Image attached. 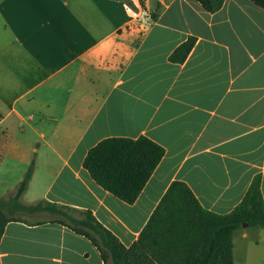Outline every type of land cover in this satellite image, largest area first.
Masks as SVG:
<instances>
[{"label":"crops","instance_id":"1","mask_svg":"<svg viewBox=\"0 0 264 264\" xmlns=\"http://www.w3.org/2000/svg\"><path fill=\"white\" fill-rule=\"evenodd\" d=\"M190 37L186 61H172ZM0 116V199L35 162L19 203L67 213L11 204L49 217L10 213L0 264H105L71 228L85 213L129 248L176 181L219 215L258 178L264 200V10L254 0H225L216 13L195 0H0ZM115 137L165 150L134 204L84 166ZM234 264H264V227L235 232Z\"/></svg>","mask_w":264,"mask_h":264},{"label":"trees","instance_id":"2","mask_svg":"<svg viewBox=\"0 0 264 264\" xmlns=\"http://www.w3.org/2000/svg\"><path fill=\"white\" fill-rule=\"evenodd\" d=\"M127 2L128 0H122ZM141 4L144 0H140ZM209 13L218 12L225 0H195ZM264 10V0H254ZM196 44L190 37L170 57L177 63L188 58ZM165 150L146 137L108 138L93 147L84 162L92 179L104 190L127 204H134L162 161ZM35 170L32 162L16 194L9 201L0 199V241L12 220L6 210L16 203L28 212H48L67 216L64 208L46 201L22 206ZM256 179L241 204L231 213L219 215L205 210L190 187L174 182L163 197L139 240L129 248L94 216L71 228L87 237L99 249L105 264H234V234L244 224L264 227V200Z\"/></svg>","mask_w":264,"mask_h":264},{"label":"rangeland","instance_id":"3","mask_svg":"<svg viewBox=\"0 0 264 264\" xmlns=\"http://www.w3.org/2000/svg\"><path fill=\"white\" fill-rule=\"evenodd\" d=\"M13 204H16V203H13ZM21 210H23L24 211V209H22L21 207H19ZM6 212H7V215L8 216H10L9 214L10 213H12L10 210H6ZM25 212V211H24ZM26 212H28L27 210H26ZM24 215L26 218L25 219H27V220H31V221H34L35 220V218H37V220H39V221H43V220H46L47 218L46 217H49V215H44V214H41V215H35V216H29V215H27V214H25V213H22V212H20V211H18V212H16V213H12V215ZM36 220V221H37ZM109 264H113V262L110 260L109 261Z\"/></svg>","mask_w":264,"mask_h":264},{"label":"built area","instance_id":"4","mask_svg":"<svg viewBox=\"0 0 264 264\" xmlns=\"http://www.w3.org/2000/svg\"><path fill=\"white\" fill-rule=\"evenodd\" d=\"M1 127H2V117L0 116V134H1Z\"/></svg>","mask_w":264,"mask_h":264},{"label":"water","instance_id":"5","mask_svg":"<svg viewBox=\"0 0 264 264\" xmlns=\"http://www.w3.org/2000/svg\"><path fill=\"white\" fill-rule=\"evenodd\" d=\"M246 226H247V224H244V225H243V227H246Z\"/></svg>","mask_w":264,"mask_h":264}]
</instances>
